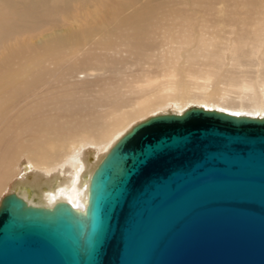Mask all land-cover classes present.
Listing matches in <instances>:
<instances>
[{"label":"bare ground","instance_id":"obj_1","mask_svg":"<svg viewBox=\"0 0 264 264\" xmlns=\"http://www.w3.org/2000/svg\"><path fill=\"white\" fill-rule=\"evenodd\" d=\"M12 1L18 4L27 0ZM233 1L191 3V9L201 14L200 32L208 27V34L212 33L210 38L205 37L208 42L232 44L231 51H222L224 60L209 56L212 43L199 41L195 49H182L177 70L171 66L172 71L167 72L173 74L170 92L158 103H137L134 111L126 110L129 98L121 90L132 93L133 79L142 74L152 77L143 63L157 50L173 59L178 50L171 41L174 31H186L185 22L193 20L181 11H175L180 19L153 12L149 16L153 29L145 32L138 23L133 24L131 17L115 16V23L107 24L101 11L105 5L97 4V12L101 11L98 15L86 21L78 12L72 23L60 22L59 30L43 36L37 45H17L10 54L12 61L0 59V201L5 195L15 194L34 207L50 209L57 203H67L83 211L97 164L137 120L151 112L166 115L172 109L177 115L195 103L208 111L264 118V0H239L243 2L240 13H229L227 8ZM26 5L22 4L27 15L31 12ZM217 5L222 8L216 11L212 6ZM175 9L181 10L177 6ZM15 13L0 8V42L21 27L16 24ZM231 17L239 22L236 30ZM102 24L105 26L97 28ZM226 35L232 38L227 40ZM254 40L259 41L262 60L253 57ZM184 43L189 45L190 41ZM196 50L205 65L195 60L199 59ZM229 59L234 65L231 72L224 70V61ZM10 67L9 75L6 72ZM191 74L202 83H191ZM149 79L142 76L140 82L152 94L158 87L148 85ZM191 84L193 91L212 87L196 95L190 92ZM232 89L241 93L236 102L227 97Z\"/></svg>","mask_w":264,"mask_h":264},{"label":"water","instance_id":"obj_2","mask_svg":"<svg viewBox=\"0 0 264 264\" xmlns=\"http://www.w3.org/2000/svg\"><path fill=\"white\" fill-rule=\"evenodd\" d=\"M0 264H264V118L192 107L137 123L83 211L5 195Z\"/></svg>","mask_w":264,"mask_h":264},{"label":"rangeland","instance_id":"obj_3","mask_svg":"<svg viewBox=\"0 0 264 264\" xmlns=\"http://www.w3.org/2000/svg\"><path fill=\"white\" fill-rule=\"evenodd\" d=\"M124 2L123 6L118 5L117 2ZM195 0H27V7L29 8L30 12L27 15L25 12H23L24 7L22 4L25 2H21L18 4H15V1L12 0H0V8H5L10 11L16 12V19L19 28H16L15 34L10 35L8 39L0 42V59H8L12 61V57L10 54H12V51H14L17 47V45L22 46H33L38 44V40L42 39L43 36L49 35L50 32L58 31L61 24L60 22H64L67 20L69 23H72L71 20L74 16H77L78 12H80L81 15L84 16V19L87 21L93 14L98 15L101 11L104 13V20L106 23L113 22L115 23V16L120 18H126L131 17V20L133 21V24H137L139 27H142L145 32H148L150 29H153L151 27L153 24L151 23V19L149 16L153 15V12L160 11L164 16H176L180 19V15L176 14L175 11H181L183 12L184 16H189L193 18L192 21H186V31L184 28H180L178 21H175L179 26V31L175 30L174 32L176 35H173L171 38V41L175 42L174 44L176 49H178L176 52H174L173 59L172 55L169 57L166 53H161L162 50H157L156 52L152 53V58L146 59L143 63V65H147V68L151 71V75H139L133 81L136 82L133 83L131 86H135V88H132V93L127 92L126 89H122L121 93H125L126 97L129 98V106L126 109L127 111H134L138 107L136 105L139 103V105H152L159 102L160 97L166 96L170 91L168 88L171 86V76L172 73H167L168 71H172L170 68L171 66L176 67L175 70H177V66H179L181 63L180 58L178 57V53L184 49V51H189L190 47L192 46V49L196 48V44H198L199 41H204L206 43H212V53L209 54L210 57L217 59V60H224V53H222L223 50L228 49L231 51L232 44H226L223 46L221 42L213 43L208 42V39L205 37L210 38L211 34H208L210 32V29L208 27L203 28V32H200V29H202L201 22H199V18L201 14L198 12V10L193 11L192 8V2ZM249 0H245L243 2H246ZM242 1L234 0L233 3L231 2V5L227 8V12L229 13H240ZM254 2V1H252ZM93 3V5H92ZM14 4V5H13ZM97 4H104L105 8H103L100 12H97L95 5ZM13 5V6H12ZM92 5V6H91ZM178 7L181 10H176L175 7ZM197 6L203 7L200 3L197 2ZM205 7V6H204ZM214 10H220L222 6H212ZM209 9V8H208ZM96 10V11H95ZM95 12V13H94ZM212 14H214L211 11ZM15 19V18H14ZM231 26L233 29H237V26L239 25V22H237L233 17H231ZM102 26H105V24L98 25L97 28H102ZM230 26V27H231ZM75 27V25H74ZM214 26H212L213 28ZM65 28V27H63ZM183 30V31H182ZM206 33L207 35H205ZM141 36V35H140ZM139 36V37H140ZM259 36V35H258ZM7 38V35L3 38ZM227 40L231 39L232 37H229L228 35L225 36ZM184 41H190V44L187 45L184 43ZM258 40H254L251 43V46L255 49L253 52V57L257 55L259 60H262L260 57V50H258ZM170 45H172L170 43ZM185 45V47H184ZM247 49V46L245 47V51ZM172 50V49H171ZM202 50V49H201ZM173 51V50H172ZM198 53V50H196ZM194 55V54H189ZM124 56V55H122ZM199 59L195 58V60H198V63L205 65V62L201 59L199 53H198ZM229 58V57H228ZM173 60V61H172ZM194 60V61H195ZM258 60V59H254ZM227 61V62H226ZM224 70L227 72H231L234 65H232V62L229 60H225ZM196 64V67L198 65ZM142 68V67H141ZM122 69V66H121ZM120 69V70H121ZM195 69V67H193ZM199 69H203V67H200ZM206 70V68H205ZM12 71V67L7 69V74L10 75V72ZM240 70H237L235 72H238ZM264 71V69H263ZM122 73V70L120 71ZM128 73L124 74L127 75ZM112 75V74H110ZM229 75V74H228ZM142 76H147L151 80V82H147L148 85L157 86V91L149 94V91L147 90V87L144 85L142 80ZM82 77V76H81ZM119 78L118 76H116ZM171 80V81H170ZM189 81L191 83L200 84L202 83V80L200 79H194V74H191L189 77ZM205 83V82H204ZM138 86V87H137ZM208 86L205 90H194L193 91V85H190V92L193 94L198 95L200 92H208L209 91ZM223 87H221L222 89ZM241 95L239 91L236 89H232L229 93H227L228 99H232V101H237L238 97ZM246 104V102H243ZM197 107L206 109L201 104H195L191 103L189 104L185 109H183L181 112H179L177 115L182 113L184 110ZM167 113L173 114V110L169 109L167 110ZM217 111V110H216ZM156 113L159 112H151L147 115H145L143 118L137 120L132 126L136 125L137 123H140L150 117L157 116ZM131 126V127H132Z\"/></svg>","mask_w":264,"mask_h":264}]
</instances>
